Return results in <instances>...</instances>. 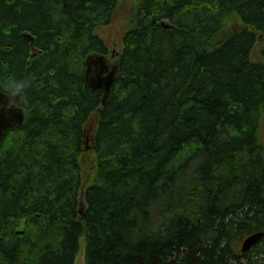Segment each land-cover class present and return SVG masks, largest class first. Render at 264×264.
I'll return each instance as SVG.
<instances>
[{
  "label": "trees",
  "instance_id": "16d2710c",
  "mask_svg": "<svg viewBox=\"0 0 264 264\" xmlns=\"http://www.w3.org/2000/svg\"><path fill=\"white\" fill-rule=\"evenodd\" d=\"M122 1L0 0V82L33 81L0 264H75L83 236L85 264H264V237L238 250L264 232V0H134L103 102L88 57Z\"/></svg>",
  "mask_w": 264,
  "mask_h": 264
},
{
  "label": "rangeland",
  "instance_id": "374dc122",
  "mask_svg": "<svg viewBox=\"0 0 264 264\" xmlns=\"http://www.w3.org/2000/svg\"><path fill=\"white\" fill-rule=\"evenodd\" d=\"M135 2L134 0H124L119 4L116 8V19L113 23L101 26L97 29V33L105 40L108 45V50L110 52L109 55H101V54H90L88 57V71H87V86L95 87V86H104L103 84L109 86L112 79L116 76L118 66L117 59H115L113 51H121L123 46V35L126 29H123V25L126 22H129L131 15L133 13ZM135 10V8H134ZM258 52H254V58H257ZM259 137L262 145H264V114L261 118L260 128H259ZM264 147V146H263ZM88 150V149H87ZM85 237H81L80 239V251L76 258L75 264H85ZM242 242V241H241ZM241 242L239 243L238 250L240 251ZM259 255H255L253 257V263L256 260H259L261 263V257ZM247 260H244L246 263Z\"/></svg>",
  "mask_w": 264,
  "mask_h": 264
},
{
  "label": "water",
  "instance_id": "95a60500",
  "mask_svg": "<svg viewBox=\"0 0 264 264\" xmlns=\"http://www.w3.org/2000/svg\"><path fill=\"white\" fill-rule=\"evenodd\" d=\"M161 25L166 27H171V25H167L165 21L160 22ZM26 38L30 40L31 44L34 43V37L30 34H25ZM35 49V48H34ZM38 50H34V54H37ZM106 95L104 97L103 102L110 95V87L106 88ZM9 98L2 92H0V104H3L4 107L0 108V140L2 139L5 131L12 127L14 124H22L25 120V111L24 108L21 106L13 105L11 108L8 107ZM264 237V232L259 231L255 233H251L250 235L246 236L242 241L241 251L243 253L250 251L255 245H257L261 239Z\"/></svg>",
  "mask_w": 264,
  "mask_h": 264
},
{
  "label": "clouds",
  "instance_id": "9594fccd",
  "mask_svg": "<svg viewBox=\"0 0 264 264\" xmlns=\"http://www.w3.org/2000/svg\"><path fill=\"white\" fill-rule=\"evenodd\" d=\"M33 87V81L30 76L13 77L6 81L0 82V92L9 98L8 107L13 105H29L30 90ZM4 105L0 104V108Z\"/></svg>",
  "mask_w": 264,
  "mask_h": 264
},
{
  "label": "bare ground",
  "instance_id": "6f19581e",
  "mask_svg": "<svg viewBox=\"0 0 264 264\" xmlns=\"http://www.w3.org/2000/svg\"><path fill=\"white\" fill-rule=\"evenodd\" d=\"M20 106V105H19Z\"/></svg>",
  "mask_w": 264,
  "mask_h": 264
}]
</instances>
